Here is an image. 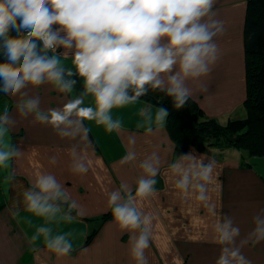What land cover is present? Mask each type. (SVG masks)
<instances>
[{
	"label": "crops",
	"instance_id": "0c3cea01",
	"mask_svg": "<svg viewBox=\"0 0 264 264\" xmlns=\"http://www.w3.org/2000/svg\"><path fill=\"white\" fill-rule=\"evenodd\" d=\"M246 5L247 0H216L215 18L223 22L222 34L214 38L219 45V59L209 76L191 85L190 97L220 123L235 111L245 114ZM37 46L39 50V42ZM64 51L57 48L55 54ZM47 55L54 53L49 51ZM61 60L66 71L72 67L70 55L66 61L61 55ZM4 61L0 47V62ZM63 79L76 81L69 94L57 93L44 84L23 89L26 96L0 95V117L5 111L10 117L5 124V139L21 149L7 167L0 166V264H134L128 252V234L121 233L111 216L102 223L98 219L110 212L111 191L119 190L121 203L126 202L129 190L134 195L137 180L144 176L140 163L149 156L148 163L158 168L154 195L136 205L152 217V237L145 252L148 264H215L222 246L216 242L214 225L224 217L240 228L238 245L247 239L241 247L243 255L251 264H264V240L256 243L255 237H249L255 226L253 218L259 214L264 219V157H252L247 162L250 166L242 168L240 153L234 149L220 152L210 148L201 152L190 147L183 154L214 162V179L206 186L202 199L197 189L190 188L182 194L175 186L179 174L175 175L170 165L179 163L190 182L198 169L192 167L195 161L191 158L180 159L183 154L176 151L165 127L166 117L162 124L156 120L160 109L156 105L136 99L114 108L110 115L113 121L121 122V127L112 132L94 121H85L87 139L81 138L82 130L74 139L61 138L59 130L54 132L47 124L35 121V113L27 117L18 113L17 106L28 98L38 99L40 112L46 113L83 93L78 76L65 75ZM91 104V97L84 96L81 106ZM126 156H132L131 161ZM82 161H87L88 171L74 172L72 166ZM48 173L54 174L71 195L74 203L68 219H62L68 212L63 205L55 215L43 216L26 208L24 191L35 184L39 175ZM49 204L61 206L51 199ZM38 229L41 235L33 240ZM44 229L51 230L52 236L69 233L73 250L65 256L50 252L43 241ZM95 229L96 234L87 242Z\"/></svg>",
	"mask_w": 264,
	"mask_h": 264
},
{
	"label": "clouds",
	"instance_id": "9594fccd",
	"mask_svg": "<svg viewBox=\"0 0 264 264\" xmlns=\"http://www.w3.org/2000/svg\"><path fill=\"white\" fill-rule=\"evenodd\" d=\"M215 3L216 0H0V47L5 57L0 62V92L7 97L26 96L23 89L46 84L57 93L69 94L76 81H65L63 77L78 76L83 93L58 108L42 113L39 100L31 98L17 106L21 116L35 113V121L47 124L54 132L59 130L61 138L72 139L81 130V138L87 139L85 121L103 125L109 132L117 130L121 122L113 121L111 111L145 95L149 88L164 92L177 108L182 107L192 95L191 85L209 76L219 59V45L214 38L222 34L223 22L215 18ZM57 48L65 51L57 55ZM49 51L54 55L49 57ZM61 55L65 61L70 55L72 67L67 71ZM84 96L91 97V106H81ZM167 114V109L160 108L156 120L162 124ZM8 119L5 111L0 117L3 167L21 154L20 148L5 139ZM189 158L195 161L192 167L198 171L190 182L181 165L173 163L170 169L179 174L175 186L182 194L190 188L197 189L202 199L206 186L214 179V162L190 153L180 157L182 161ZM125 159L131 161L132 156ZM150 159L151 156L140 163L144 176L149 178L137 180L135 193L129 190L126 202H119V190L108 195L112 222L122 234H128V252L134 264H148L145 252L150 247L152 217L136 205L154 195L158 168L148 163ZM72 170L86 173L87 161L75 163ZM70 197L52 173L39 175L23 193L27 210L36 215H55L67 204L68 212L62 219L71 216L74 202ZM50 199L60 200L61 206L49 204ZM253 221L249 237H255L258 243L264 240V219L257 214ZM214 230L218 234L216 242L222 246L215 264H251L241 251L247 239L237 244L240 228L232 225L231 218L217 219ZM40 235L38 229L33 240ZM42 235L47 249L57 256L73 250L69 233L52 236L51 230L44 229Z\"/></svg>",
	"mask_w": 264,
	"mask_h": 264
},
{
	"label": "trees",
	"instance_id": "16d2710c",
	"mask_svg": "<svg viewBox=\"0 0 264 264\" xmlns=\"http://www.w3.org/2000/svg\"><path fill=\"white\" fill-rule=\"evenodd\" d=\"M243 45L244 117L220 123L216 118L208 116L191 97L182 107L177 108L171 97L151 88L137 98L167 109L165 127L179 154L186 153L190 147L201 152L210 148L220 152L234 149L240 153L242 168L250 166L248 159L264 157V0H247ZM129 95H132L131 90ZM54 201L61 204L60 200ZM63 206L68 207L67 204ZM110 216L111 212L98 220L102 223ZM96 231H91L87 242Z\"/></svg>",
	"mask_w": 264,
	"mask_h": 264
},
{
	"label": "rangeland",
	"instance_id": "374dc122",
	"mask_svg": "<svg viewBox=\"0 0 264 264\" xmlns=\"http://www.w3.org/2000/svg\"><path fill=\"white\" fill-rule=\"evenodd\" d=\"M239 112H240V111H235L229 119H239V118L244 117V115H243V114H240ZM225 121H226V120H225ZM225 123H226V122H225Z\"/></svg>",
	"mask_w": 264,
	"mask_h": 264
}]
</instances>
